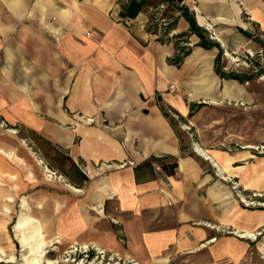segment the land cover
<instances>
[{"label": "crops", "instance_id": "0c3cea01", "mask_svg": "<svg viewBox=\"0 0 264 264\" xmlns=\"http://www.w3.org/2000/svg\"><path fill=\"white\" fill-rule=\"evenodd\" d=\"M117 1L0 0V122L8 127L0 126V219L14 214L17 220L23 201L40 219L49 188L56 197L64 192L57 179L46 177L40 147H50L85 168L95 188L91 200L100 194L107 215L119 222L125 246L113 231L94 244L138 264H264V210L236 205L223 182L203 168L209 161L184 153L159 109L184 119L190 112L177 85L187 72L169 63L175 49L143 25L135 28L138 16L125 26ZM192 1L213 26H237L252 36L238 30L243 44L261 49L256 40L264 42V0ZM236 18L245 27L226 22ZM176 20L189 29L184 18ZM207 151L225 175L264 191V168L257 176L255 164L246 170L237 165L252 158L249 151ZM1 236L5 243V231ZM13 238L23 251L14 229Z\"/></svg>", "mask_w": 264, "mask_h": 264}, {"label": "rangeland", "instance_id": "374dc122", "mask_svg": "<svg viewBox=\"0 0 264 264\" xmlns=\"http://www.w3.org/2000/svg\"><path fill=\"white\" fill-rule=\"evenodd\" d=\"M186 1L191 7L190 11L194 14L195 1ZM120 2L121 0L117 1V7ZM173 8L174 4L171 0H148L133 25L135 28L143 25V30L155 37L161 45L173 46L176 51L175 56L186 51L188 52L187 56H189L193 48L198 47L196 44L199 40L195 35L190 34L188 29L184 30L181 24L175 20L178 19L179 13ZM244 21L247 22L246 19ZM123 24L128 27L126 23L123 22ZM213 27L226 44V47L223 48L220 45L221 42L219 43L223 51L218 63L219 71L225 74L252 75V78L249 81L239 83L236 80L219 77L214 71L217 49H214L212 71L221 82L225 80L239 83L243 87L244 99L247 101L241 104V100L234 101L229 97H223L220 90L221 85L217 89L211 90L206 99L200 97L191 100L187 80L190 76L196 78L201 75L198 74L200 72L198 65L193 62L189 68V73L185 75V79L177 84L178 91L184 94L189 109L192 105L202 106L196 109L191 117L187 116L185 119L180 118L172 110H166L172 119L173 129L185 154L197 160L201 159L194 150L195 143L212 151V153L223 152L234 155L249 151L252 158L243 160L237 165L244 166L246 170L249 163L255 164V174L258 176L264 168L263 165H258L259 161L264 158V76L256 75V71L262 67L264 61L256 54L259 51L256 50V44H243V41L239 39L237 26L217 24ZM201 28L207 32V37L211 39V32L204 27ZM211 40L217 42L215 39ZM226 53H229L232 58ZM187 56L182 58L178 66L180 69L183 67ZM206 82L209 84L211 79L208 78ZM0 124L4 129H8L3 122ZM38 147L40 146L38 145ZM40 148L53 176L62 177L65 183L81 190L76 193L68 189L65 184L58 182L64 192L62 194L58 192V197H56L54 188H49V193L52 195L51 200L42 210L44 217L38 220L42 222L45 228L47 239L61 236V242L47 247L44 258L56 261V264H138L133 259L125 257L117 249H106L102 243H100L102 252L94 247V242L102 236L104 231L115 232L117 243L120 246H125L119 222L109 217L103 206L101 207L103 215L96 212L95 204L91 200V196L95 193L93 180L90 182L87 179L82 182L80 187L75 186L74 183L80 179L78 174L72 170L71 161L67 159V156L55 154L50 147L41 146ZM203 163L202 166L207 169V174L211 175L214 180L220 179L223 182L224 188L231 193L236 205L247 210H264V191L246 189L236 177L225 175L226 178L221 179L216 168L212 167L209 162L205 164L203 161ZM80 171L87 175V171L82 165H80ZM53 180L55 178L48 179L49 183ZM242 200L252 204L246 206ZM13 204V207H16L15 214L17 215L22 209L21 203ZM30 210L34 209L30 207ZM32 212L35 213V211ZM15 221L16 216L14 217V214L5 219H0V230L5 231L8 236L5 243L1 239L2 236L0 237V246L5 248L10 246L9 249L16 257L14 264H22V258L26 251H22L13 238Z\"/></svg>", "mask_w": 264, "mask_h": 264}, {"label": "bare ground", "instance_id": "6f19581e", "mask_svg": "<svg viewBox=\"0 0 264 264\" xmlns=\"http://www.w3.org/2000/svg\"><path fill=\"white\" fill-rule=\"evenodd\" d=\"M197 21L200 26L206 28L209 30L212 34V36L215 39H218L224 47H226L225 42L220 38L221 36L219 33L214 29L212 23L205 18L200 10L197 7H193ZM234 11L236 14L239 13V8L237 6H234ZM225 21V20H224ZM229 24L232 23H239L243 27H245V24H243L239 19H234V20H229L226 21ZM214 49L212 50H204L200 47H194L191 54L186 57L183 67H182V72H187L189 73V68L191 66V63L196 62L198 65L200 72L198 74H201L199 77H194L190 76V80L187 81V84L190 87V99L191 100H196L198 98H203L206 99L208 93L211 90H215L221 85V93L223 94V97H229L233 99L234 101L241 100L243 104L247 100L244 99V91L243 87L237 83L236 81H220L219 78H217L213 71H212V60L214 57ZM227 56H230L229 53H226ZM231 57V56H230ZM232 58V57H231ZM210 78L211 82H206L207 79ZM250 147V146H248ZM194 150L195 152L207 159L209 162L212 163L213 166L217 168L218 174L222 179H225V168H222L218 165L217 161L214 159L211 154L204 149L202 146L199 144H194ZM249 156L248 153L245 154H239L237 158H242V157H247ZM231 160L227 161L229 163ZM46 172V177L48 179L55 178L57 179L60 183L65 184V186L78 193L81 190L77 189L70 184L65 183L64 179L62 177H54L53 173L49 169H45ZM90 172V170H89ZM92 200L96 204L95 210L99 215H103L101 206H102V196L100 194H95L92 197ZM11 201V199H10ZM23 210L19 213L16 222L13 225L14 231L18 235V241L20 242L23 250H25V254L23 255V263L22 264H56V261H51L46 258H44V255L46 253L47 247L53 245V244H59L61 242V236H56L53 239H47L44 234V228L42 223L37 219L34 218L32 215H30L29 211V205L26 201H23ZM6 211L8 212L9 209L6 207ZM206 226L209 228L217 229L216 226L205 223ZM237 233V231H236ZM238 233L243 236V237H248L250 239H253L255 234L251 232H240ZM86 247V245H84ZM94 247L99 251L102 252L103 249L98 246L97 244H94ZM0 262L3 263H15V256L14 253L11 250H7L4 247H0Z\"/></svg>", "mask_w": 264, "mask_h": 264}, {"label": "trees", "instance_id": "16d2710c", "mask_svg": "<svg viewBox=\"0 0 264 264\" xmlns=\"http://www.w3.org/2000/svg\"><path fill=\"white\" fill-rule=\"evenodd\" d=\"M148 0H125V1H121L120 5H119V17L124 21L129 20V19H134L136 18L141 12L143 7L147 4ZM171 2L174 4V10L176 12L179 13V16L184 18V20L188 23L189 25V29L188 31L190 32V34L195 35L198 38V43L196 44L198 47L204 49V50H211V49H217L218 50V54L216 55L215 59H214V71L215 73L221 77V78H225V79H232V80H236L239 83H243L245 81H249L252 78V75H239V74H235V73H230V74H225L222 73L221 71H219L218 68V63L220 60V57L222 55V48L220 47L219 43L209 39L207 37V32L199 27L196 24L195 18H194V14L189 11L188 7L184 5V0H171ZM176 20V19H175ZM245 37L252 39V36L241 30L238 29ZM258 42V44L260 45L262 51H263V55H264V42L260 41V40H256ZM188 52H184L181 55H176L174 56L172 59H169V63L174 64L176 66H179L182 58L187 56ZM256 75H262L264 76V64L262 65V67H260L257 71H256ZM202 105H192L190 107V112L188 114L189 117H191L193 115V113L195 112L196 109L200 108ZM159 109L161 110L163 116L171 123V125H173L172 123V119L169 117V114L167 112V110L162 106L159 105ZM68 160L71 161V159L69 157H67ZM71 168L72 170H74L79 177V184L78 186L82 185V182L87 180L86 175H84L80 169L78 168V166L71 161ZM0 264H4V263H0Z\"/></svg>", "mask_w": 264, "mask_h": 264}, {"label": "built area", "instance_id": "2783aa9c", "mask_svg": "<svg viewBox=\"0 0 264 264\" xmlns=\"http://www.w3.org/2000/svg\"><path fill=\"white\" fill-rule=\"evenodd\" d=\"M86 35L87 36H91L92 34L89 32V33H86ZM257 55H258V57H260L263 61H264V55H263V51H262V49H260L257 53H256ZM250 56L252 57V55L250 54ZM172 88V87H171ZM88 122H92V120H88ZM0 126H2L1 124H0ZM133 163L132 162H130V165H132ZM126 164L124 163V164H121V165H119V167H124ZM244 203H246V206H249V205H251L252 203L251 202H246L245 200H242Z\"/></svg>", "mask_w": 264, "mask_h": 264}, {"label": "water", "instance_id": "95a60500", "mask_svg": "<svg viewBox=\"0 0 264 264\" xmlns=\"http://www.w3.org/2000/svg\"><path fill=\"white\" fill-rule=\"evenodd\" d=\"M198 25H199V23H197ZM211 39H215L213 36L211 37ZM218 43H220V41L218 40V39H215ZM220 45H221V47H223L224 48V46H223V44L222 43H220Z\"/></svg>", "mask_w": 264, "mask_h": 264}]
</instances>
